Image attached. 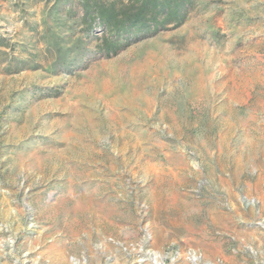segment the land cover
<instances>
[{
    "label": "rangeland",
    "instance_id": "rangeland-1",
    "mask_svg": "<svg viewBox=\"0 0 264 264\" xmlns=\"http://www.w3.org/2000/svg\"><path fill=\"white\" fill-rule=\"evenodd\" d=\"M159 2L0 0V264H264V0Z\"/></svg>",
    "mask_w": 264,
    "mask_h": 264
},
{
    "label": "trees",
    "instance_id": "trees-1",
    "mask_svg": "<svg viewBox=\"0 0 264 264\" xmlns=\"http://www.w3.org/2000/svg\"><path fill=\"white\" fill-rule=\"evenodd\" d=\"M184 0H160L159 5L162 8V10H169L172 9L173 15L175 17L181 15V17H179V19L177 20V22H182V20L185 18V10H183L184 8ZM146 7V3H143L135 12V16L132 17L131 19H126L124 18V16L119 19L118 18V14L115 10L112 11V8H107L103 5L97 4L95 6V8L93 9V14H97L100 19L103 21V23L108 26L111 29H113L114 27H116L117 23L120 21L122 22L123 26H125V24H128L129 26H137L138 23H142V18L138 17L141 13H143V11L145 10L144 8ZM87 12L86 13H91L90 10L88 8L85 9ZM141 27H143V25H141ZM119 40H113L110 42L108 51H106V54H109L111 51L112 53H116L117 52V46H119Z\"/></svg>",
    "mask_w": 264,
    "mask_h": 264
}]
</instances>
